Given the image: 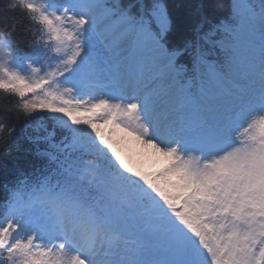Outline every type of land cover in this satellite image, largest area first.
Here are the masks:
<instances>
[{
  "label": "snow or ice",
  "instance_id": "obj_1",
  "mask_svg": "<svg viewBox=\"0 0 264 264\" xmlns=\"http://www.w3.org/2000/svg\"><path fill=\"white\" fill-rule=\"evenodd\" d=\"M215 7L171 44L167 0H0V153L43 130L0 264H264V0Z\"/></svg>",
  "mask_w": 264,
  "mask_h": 264
},
{
  "label": "trees",
  "instance_id": "obj_2",
  "mask_svg": "<svg viewBox=\"0 0 264 264\" xmlns=\"http://www.w3.org/2000/svg\"><path fill=\"white\" fill-rule=\"evenodd\" d=\"M167 2L174 21L169 41L171 44H181L194 34L193 29L198 20L197 8L201 0H167ZM204 3L208 14L215 22L225 17L227 9H217L215 7L217 0H204ZM224 3L227 4L228 0H224ZM2 107L3 94H0V108ZM49 129H51L50 124ZM17 131L21 137L19 148L7 154L0 153V185L14 181L21 172L31 173L42 165L40 158L35 155L34 145L28 141L27 137L42 135L43 130H37L36 123L27 126L19 122ZM3 195V189L0 188V199Z\"/></svg>",
  "mask_w": 264,
  "mask_h": 264
},
{
  "label": "rangeland",
  "instance_id": "obj_3",
  "mask_svg": "<svg viewBox=\"0 0 264 264\" xmlns=\"http://www.w3.org/2000/svg\"><path fill=\"white\" fill-rule=\"evenodd\" d=\"M158 167H160V163L153 164L149 160H145L143 163V168L145 171H155V169Z\"/></svg>",
  "mask_w": 264,
  "mask_h": 264
}]
</instances>
